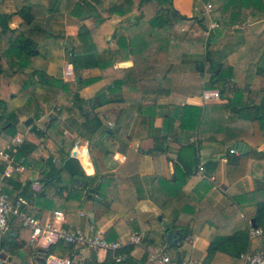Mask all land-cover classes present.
I'll use <instances>...</instances> for the list:
<instances>
[{
	"label": "trees",
	"instance_id": "1",
	"mask_svg": "<svg viewBox=\"0 0 264 264\" xmlns=\"http://www.w3.org/2000/svg\"><path fill=\"white\" fill-rule=\"evenodd\" d=\"M5 1L0 0V138L10 143L18 132L24 133L25 138L21 144L6 147L5 151L14 157L15 166L24 158V172L28 176L41 175L40 180L43 184L36 189L34 178H28L24 182L20 180L21 176L18 173L3 178L8 163L0 159V178L5 179V183L9 185L3 189L10 196L14 195V198H22L24 208L42 221H45L47 216H54L56 210L65 211L67 215L65 227L72 229L79 227L80 212L88 202H91L95 220L92 222V217L83 216L81 226L85 233L88 235L96 233L117 215L114 224L105 231V236L109 240L118 241L122 235L140 227L139 221L126 220L125 213L140 200L142 194L128 202L116 200L104 202L100 186L105 175H87L79 159L70 155L71 143L66 145V138H63L57 129L62 119L85 113L86 106L89 103L93 104L97 98L86 99L80 94V88L88 82L83 79V72L86 69L98 67L106 85L122 89L121 104L128 106L130 101L127 99L132 98L134 94L139 98L135 67H116L115 64L125 58L124 52L127 48L125 30L139 21L141 7L135 6L133 0H113L103 12L98 10L97 14L92 0H83L80 7H83L85 12L100 17L98 39L104 49L100 52L91 49L90 30L87 26H83L78 34L68 36L70 46L66 55L72 65L74 80L64 81L49 75L46 72V64L39 66L36 63L37 58H46L49 61L62 60L65 55L54 43L60 42L64 37L35 24V3L32 0H13L14 9L9 11L1 8ZM94 1L99 6L103 4V0ZM159 1L161 7L151 21L154 26L169 24L174 27L176 22L191 18L176 10L173 7V0ZM203 1L211 4L209 13L220 26L207 34L210 17L208 13H203L202 17L195 18L190 28L182 34L172 28L168 44V57L172 64L183 63L185 55L189 53L199 54L202 58L194 61L192 69L171 70L168 76L174 83H192L204 81L205 76L209 74L207 87L219 90L220 97L226 101L204 106L173 105V110L165 121L166 127L173 122L174 128V123L178 119L184 127L186 121L193 118V124L188 127L197 132L195 144L190 145L194 150L192 162L186 164L185 173L173 178L169 198L163 205L165 231H181L179 244L167 246L165 251L172 259L179 260L189 259L195 238L192 229L193 215L201 198L196 191L186 187L191 180L190 173L194 166L199 168L200 164H205L214 169L218 163L215 157L201 158V150L213 144L220 146L232 144L241 148L244 153L235 155L227 152L229 164L244 165L242 158L246 154L252 156L255 163H260L264 168V149L259 150L264 143V94L259 103L256 100L258 93L264 90V31L243 32L242 37L246 40L243 47H246V51L242 52L246 57V65L236 64L232 55L231 58L228 57V54H234L235 47L210 49V44L216 40L215 31L218 28L223 30L245 22L248 18L257 17L264 10V0ZM77 4V0H42L45 13L63 10L75 12ZM114 13L121 18L116 25L101 15L111 16ZM16 15L20 16L22 21L18 26H12L13 17ZM118 33H120L118 47L111 49L110 36H118ZM237 48L242 47L239 45ZM238 67L244 71L242 81L239 83L236 81ZM41 86L44 91H41ZM57 88L62 89L61 93ZM43 102L58 106V115L51 117L44 124L34 123L27 130L25 119L31 115L38 119L42 113ZM122 109L123 112L126 111V107ZM136 109L141 113L137 127L140 131L148 123L147 120L153 117L148 116L139 107ZM208 124L214 126L208 127ZM56 133L62 136L63 144L55 141ZM48 142L53 143L55 152L47 149ZM177 168L180 167L177 165ZM77 177L85 179V182H78ZM233 189L234 186L231 187V191ZM234 200L232 209L223 211L229 223L213 227L216 233L208 238L210 244L206 264H247L241 257L243 253L264 251V178L254 191L236 192ZM244 213L246 216L242 215ZM251 217H256V223L262 229L261 234H251ZM13 223L14 221L10 223L6 233L1 234L2 248L18 256L21 255L19 245H22L27 257L34 256L35 249L30 241L31 230ZM92 225L94 231H91ZM144 225L150 226L149 223ZM14 232L17 233L16 236L13 235ZM180 247H183L182 253L179 251ZM133 248V244H127L108 251L103 261L98 260L96 249L89 248L86 256L75 258L72 264H152L148 259V252L137 259L132 254ZM48 249L50 254L62 257L80 252L79 248L65 240L57 241ZM39 263L49 264L47 260Z\"/></svg>",
	"mask_w": 264,
	"mask_h": 264
},
{
	"label": "crops",
	"instance_id": "2",
	"mask_svg": "<svg viewBox=\"0 0 264 264\" xmlns=\"http://www.w3.org/2000/svg\"><path fill=\"white\" fill-rule=\"evenodd\" d=\"M32 1L35 3V24L64 37L60 42L54 44L57 48H61L65 57L59 61L37 58V65L46 64V72L49 75L64 81H73L74 72L68 55H66L70 46L67 37L78 34L83 26H87L90 30L91 49L95 52L102 51L104 47L98 39L100 17L97 14H99L98 10L103 12V9L113 0H103L102 6L92 0L95 5L94 9L97 10L94 11L97 13L96 15L88 11L85 12L83 7H80L83 5V0H77L75 12L63 10L53 13L43 11L42 0ZM133 3L135 6L140 5L141 16L137 23L125 30L127 37L125 58L117 61L115 66L135 67L137 88L140 91L139 98L134 94L132 98L127 99L130 101L128 106L121 104L123 101L122 89L117 86L106 85L98 67L86 69L83 72V79L88 82L80 88V94L86 99L97 98L93 104L89 103L86 106L85 113L62 119L57 131L62 134L63 138H66V145L71 143V156H73L72 151L76 150L77 154L74 157L79 159L87 175H105L100 186L104 194V202L112 200L128 202L142 194L140 200L125 213L126 220L141 223L139 228L132 231L141 232L144 236L142 245H134L132 250L133 256L140 259L145 253L148 252L149 254L156 249L167 253L165 248L170 245L163 224V205L169 198L168 193L171 189L170 186H173V178L185 173L187 171L186 164L191 163L193 159L194 150L190 145L195 144L197 132L188 126L193 124L194 119L189 118L184 127L178 119L174 123V128L173 122L169 127H166L165 121L171 114L173 105L204 106L210 103H223L226 100L220 96L211 100H206L203 97L205 90H217L207 87L209 74L205 76L204 81L192 83H174L172 78L168 76V72L171 70L192 69L194 61L200 57L199 54L189 53L185 55L183 63L172 64L168 57V44L172 28L182 34L190 28L195 18H201L203 13L209 14L211 23L215 19L211 17L210 11H208L209 4L203 0H173V7L181 14L191 18L176 22L174 27L169 24L157 27L151 21L160 9L161 2L159 0H133ZM1 8L7 11L13 10V0H6ZM101 15L115 25L121 20L116 13L111 16ZM21 21L20 16H14L12 26H18ZM248 30L259 33L264 31V10L257 17L248 18L245 22L229 26L223 30L218 28L215 31L216 40L210 44V49L235 47L234 54H228V57L231 58L232 55L236 64L246 65V57L242 52L246 51V47H243L246 40L242 36L243 32ZM119 34L114 37L110 36L109 47L111 49L118 47ZM239 45H241V49L237 48ZM237 73L236 81L239 83L242 81L244 71L239 68ZM57 89L61 93L62 89ZM41 91H44L42 86ZM263 94L264 90L258 93L257 103L260 102ZM138 103L139 105H137ZM42 107L40 117L35 119L34 115H31L34 117V121L30 125L25 124L27 130L34 123L44 124L51 117L58 115L59 108L54 103L43 102ZM123 107H126L125 112H123ZM137 107L143 109L148 116L153 117L147 120L148 123L140 131L137 130V127L140 123L141 113L137 111L139 110L136 109ZM207 126H214V124ZM75 131L78 133L77 136L73 135ZM17 136L25 138L22 132H18L15 137ZM62 136L56 133L54 135L55 141L63 144ZM7 144L9 142L5 140L3 142L0 139L1 160H5L4 155L7 152L4 146ZM46 146L49 151H56L52 142H48ZM232 147H234L232 144L205 146L200 152L201 158H217L216 167L212 169L209 165L200 164L199 168L194 166L189 176V180H191L186 187L193 189L201 197L193 215L192 229L195 238L189 259H187L194 261L195 264L207 263L210 244L208 238L216 233L213 227L229 223V219L223 211L232 209L235 193L254 191L261 185L262 178H264V168L260 163L256 164L252 156L246 154L243 156L244 165L229 164L227 152H231ZM263 149L264 143L259 147V150ZM242 153H244L243 150L240 154H234L241 155ZM5 161L7 162V160ZM177 165L180 168H177ZM201 166L205 167L204 171L200 169ZM24 171H14L13 173L20 174V180L24 182L28 178L39 181L38 185L34 184V188L39 189L43 184L40 180L41 175L28 176ZM10 176H3V178ZM3 178H0V185L9 186L5 183L6 178ZM232 186L235 187L233 191H231ZM13 196L11 197L14 198ZM92 209V203L88 202L80 212V228L83 229L81 224L85 215L92 217V222H94ZM242 215L246 216V213ZM117 218L118 216L115 215L99 230L107 231ZM52 219L53 216H47L45 221ZM144 223H149L150 226H146ZM13 224L20 225L15 222ZM91 231H94V225H92ZM176 231L181 233L180 230ZM132 232L122 235L118 241L123 245L130 244L129 237ZM77 248L80 249L78 258L86 256L89 252V248L86 246ZM179 251L182 253L183 247H180ZM107 253L108 251L105 249H97L98 260H105Z\"/></svg>",
	"mask_w": 264,
	"mask_h": 264
},
{
	"label": "built area",
	"instance_id": "3",
	"mask_svg": "<svg viewBox=\"0 0 264 264\" xmlns=\"http://www.w3.org/2000/svg\"><path fill=\"white\" fill-rule=\"evenodd\" d=\"M208 11H211V4L208 5ZM220 24L216 20H212L207 30V34L211 33L213 29L219 27ZM70 73V71H67ZM220 96L219 90H205L203 97L206 100L218 98ZM77 132L73 133L77 136ZM23 141L20 136L14 137L12 141L7 144V147L11 145H19ZM231 152L240 154L241 148L232 147ZM2 153V152H1ZM4 159L7 160L8 165L4 171V176H10L14 171L25 170L23 164L24 158H22L17 166L14 165V157L8 153L4 155ZM200 169L204 171L205 167L201 166ZM34 184H39V181H34ZM12 221H17L19 224L31 230V244L35 249V255L38 248H49L52 244L59 240H65L68 243L74 244L76 247L86 246L93 249H105L107 251H113L124 246L120 241L109 240L105 236L103 230H99L93 234H86L85 231L78 227L75 229L66 228V214L62 210H56L53 219L50 221H42L40 218L30 214L24 208V201L22 198H12L0 185V236L2 231L10 226ZM262 233V229L257 227H251V234L258 235ZM144 236L141 232H132L129 237V243L133 245H142ZM78 253L74 252L67 257H62L56 254H50L48 257L49 264H72ZM241 257L247 264H264V252L255 253H243ZM120 259V256L117 257ZM149 261L152 264H195L192 260H179L172 259L169 254L164 253L158 249L149 252Z\"/></svg>",
	"mask_w": 264,
	"mask_h": 264
},
{
	"label": "water",
	"instance_id": "4",
	"mask_svg": "<svg viewBox=\"0 0 264 264\" xmlns=\"http://www.w3.org/2000/svg\"><path fill=\"white\" fill-rule=\"evenodd\" d=\"M33 121H34V117L29 116L28 118L25 119V124L30 125ZM76 154H77L76 150H73L72 155L75 156ZM76 180L80 183L85 182V179H83V178L77 177ZM160 218H161V216H160ZM250 224H251V226H253L255 228L258 227V224L256 223V217L251 218ZM16 234H17L16 232L13 233L14 236H16ZM180 237H181V233L179 231H173V230L167 231V241H168V244L170 246L179 244ZM36 255H37V258L39 261L47 260L49 255H50L49 249H47L45 247H40V248H38ZM14 258H15L14 255L10 254L7 250L2 248L1 236H0V264H9L7 262H11L12 264H16L15 262H13Z\"/></svg>",
	"mask_w": 264,
	"mask_h": 264
},
{
	"label": "rangeland",
	"instance_id": "5",
	"mask_svg": "<svg viewBox=\"0 0 264 264\" xmlns=\"http://www.w3.org/2000/svg\"><path fill=\"white\" fill-rule=\"evenodd\" d=\"M2 139V138H0ZM4 142V139H2ZM5 145V144H4ZM7 146H4V148H6ZM16 224H19V222L14 221ZM9 230V227H7L6 229H4L2 231V233H6ZM19 248L21 249V255L15 256L13 262H15L16 264H40L39 260L37 258V255L34 256H28L25 254V252L22 250V245H19ZM48 261V260H47Z\"/></svg>",
	"mask_w": 264,
	"mask_h": 264
},
{
	"label": "flooded vegetation",
	"instance_id": "6",
	"mask_svg": "<svg viewBox=\"0 0 264 264\" xmlns=\"http://www.w3.org/2000/svg\"><path fill=\"white\" fill-rule=\"evenodd\" d=\"M7 263L12 264L11 262H7Z\"/></svg>",
	"mask_w": 264,
	"mask_h": 264
}]
</instances>
